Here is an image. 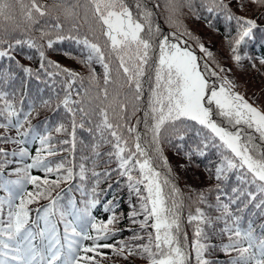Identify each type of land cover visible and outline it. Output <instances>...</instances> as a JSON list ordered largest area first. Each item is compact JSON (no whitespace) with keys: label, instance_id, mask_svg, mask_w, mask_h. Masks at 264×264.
<instances>
[{"label":"snow or ice","instance_id":"6c2138e0","mask_svg":"<svg viewBox=\"0 0 264 264\" xmlns=\"http://www.w3.org/2000/svg\"><path fill=\"white\" fill-rule=\"evenodd\" d=\"M159 7V0H0V145L13 146L0 147V157L22 165L7 176L0 168V264H105L102 249L119 258L114 264H264V80L247 88L264 77V0H165L168 29ZM184 8L214 32L223 25L233 66L184 24ZM66 40L81 54L64 55L86 74L47 56ZM32 50L36 68L18 58L33 60ZM235 70L254 75L241 79ZM32 77L44 86L30 87ZM78 129L91 149L83 162L46 158L71 151L74 161ZM166 149L179 158L175 166ZM181 171L208 183L186 184L185 193ZM73 182L86 197L79 206ZM113 184L128 190L124 228L116 193L99 196ZM99 204L106 220L93 215ZM186 206L191 244L182 232Z\"/></svg>","mask_w":264,"mask_h":264},{"label":"trees","instance_id":"16d2710c","mask_svg":"<svg viewBox=\"0 0 264 264\" xmlns=\"http://www.w3.org/2000/svg\"><path fill=\"white\" fill-rule=\"evenodd\" d=\"M44 3H52L53 0H43ZM130 3H134L135 0H129ZM149 2H151V0H149ZM194 2L196 4H199L200 0H194ZM159 4L160 7L158 9H156V12L159 16V23L161 25H163V27L165 29H168V26L164 23V18L166 16V9L164 8V4H165V0H159ZM184 15L180 16V19L184 22V24L195 34L198 35L201 38V42H203L207 47L211 48L216 56V59L219 60L221 63H225L229 66H233L232 62L230 60L227 59V57L229 56V52L227 49V46L225 44V42L223 41V36H222V31H223V25L220 24L218 25V27H220L221 32L217 33L214 32L212 29H209L208 26L204 23V21L201 20H197L194 16H192V14L190 13V11L187 8L182 9ZM190 44H192L193 50L197 53V55H200V51L199 48L196 47V45L192 42L189 41ZM27 50V48H26ZM75 50V54L76 55H80L81 53L79 52V48H77V46L73 43H70L69 41H57L52 49H46V53L47 56L52 59V60H56L58 61L61 65L65 66V67H69V68H73L78 72H81L82 74H86L87 73V69L84 68L83 65H81L77 59L75 58H69L68 56L64 55L65 51H72ZM30 54H33L34 59L33 60H26L23 59V57H18L22 60L23 63L26 64H30L33 66V68H36L39 64V57L34 55V50H32V52ZM96 68V71L98 74L102 75V69L98 64H94L93 65ZM235 74L240 77L241 79H249L250 77H252L254 75V72H247L245 73H241L239 72V70H235ZM60 78L57 77V80H59ZM261 80H264V77H256L254 80H251L248 85V92L251 93L254 90H257L259 88H261ZM87 83V81H86ZM102 83V81H101ZM40 84L41 86H44L43 83L41 81H36L35 77H32L30 79V87H34L35 85ZM242 91L244 90L243 88L241 89ZM45 94H47V88L45 87ZM2 131V130H0ZM60 135V134H58ZM79 137H80V130L78 129V139H77V143H76V149H75V160H72L73 157V153L71 151H66V152H58L55 156L52 157H46L47 159L56 161L59 157H68L69 161L75 163V164H79L81 162H83L81 160L82 156H87L91 149L89 147H85L84 145H81L79 142ZM85 144H88L91 137H87L85 134ZM61 138H65L61 135ZM59 146V145H58ZM0 147H6L8 149H11L13 146L12 145H0ZM35 147L36 145H32L30 146V150L33 152V154H35ZM63 147L65 148H69L70 149V145H63ZM165 154L168 155L170 157V161L173 164V166L176 165V163L178 162L179 158L178 157H174L172 154L171 149H166ZM18 157H8L9 161H13V160H18ZM106 159V157H105ZM3 158L0 157V168H2L3 170V174L5 176L8 175V168H15V167H22L21 164H17V163H9L7 165H4L2 163ZM114 166V165H113ZM101 168L105 167V165L103 163H101L100 165ZM31 173L33 175L36 176H40L43 177L45 175V173L42 170H38V169H31L30 170ZM181 179L179 181V185L180 188L183 192L187 193L188 189L185 187L186 184H192L194 186H202L203 184L208 183L206 176H201L200 178H194L191 176V174H188L185 177V174L181 171ZM50 179H54L55 178V174L53 173L50 177ZM115 178L113 177V180ZM107 183H112V181H109ZM33 186L31 184H29L28 188L31 189ZM67 187H69L68 184L66 183H62L60 185V188L57 189L58 191L63 190L64 191V196L63 199L66 201L68 198L69 193L66 191ZM73 187V192L71 193L72 196L75 197L77 204L79 206V202L82 199H86V197L81 196V193L79 191L75 190V182H73L72 184ZM101 188H105L107 189V184L106 183H102L100 185ZM2 192V191H0ZM113 192L116 193V196L119 198V207L117 209L118 212H123L125 214V218L124 220H122L120 222V227L124 228V226L127 224V212L130 210L129 209V204H128V190L125 186H117L115 184H113V189L112 190H106L105 192H101L99 193V196L101 198V200H105V199H112L113 198ZM4 193L2 192L1 195H3ZM53 195H55V193H53ZM133 202L136 201V197L133 195L132 197ZM47 201L44 199H41L39 201L40 205H44L46 204ZM29 207H35L34 205H29ZM193 211H194V207H193ZM187 214H188V207L186 206L184 209V214L182 216V232H187L188 235V242L189 244H191V241L193 239V231H194V224H190L187 220ZM93 215L95 217H97L98 220L100 219H107V216L109 215V213L105 212L103 210V206L102 204L97 205V207L95 209H93ZM257 223H259V220H257ZM62 227V226H61ZM129 227L132 228H137L138 225H129ZM132 233L129 231H123L122 232V236L123 237H128L130 236ZM120 237H113L112 240H117ZM109 242H112L111 240ZM102 251L109 253V256L104 258L105 259V264H114V262L119 259L115 256L112 255V250L111 249H102ZM217 255L221 258L224 259V254L222 252H218ZM135 264H144L143 261L141 260H136Z\"/></svg>","mask_w":264,"mask_h":264}]
</instances>
